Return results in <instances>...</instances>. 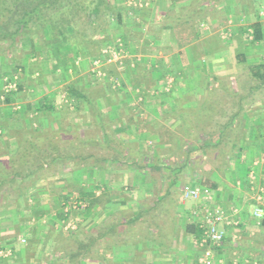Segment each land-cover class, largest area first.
Here are the masks:
<instances>
[{
  "label": "crops",
  "instance_id": "crops-1",
  "mask_svg": "<svg viewBox=\"0 0 264 264\" xmlns=\"http://www.w3.org/2000/svg\"><path fill=\"white\" fill-rule=\"evenodd\" d=\"M143 1L138 7L124 2L123 25L117 26L135 61L134 67L120 75L122 86H128L85 90L94 104L84 102V109L74 112L78 114L74 121L61 116L62 111L71 115V107L64 103L71 101L67 87L71 81L87 83L90 57H77L71 41L51 30L46 35L35 32L0 42V94L11 80L17 84L8 102L0 97V160L22 145L29 148V142L38 151H27L69 160L64 166L36 172L38 178L28 184L27 193L0 209V264H198L201 249L196 239L202 207L191 212L198 202L182 196V185H174L179 200L160 197L148 205L130 201L122 185L139 176L144 191L156 189L159 184L147 176L149 167H140L141 161H152L150 169H156L159 160L178 157L174 155L176 144H197L200 134L191 132L188 138L178 129L197 127L201 120L195 113L203 111L211 115L203 117L206 121L200 126H218L242 112L241 121L233 123L239 121L245 133L243 151L221 170L231 184L226 186L213 171L219 184L215 191L226 190L225 198L240 208L235 215L238 224L226 228L225 240L215 250V264H231L235 251L241 264L264 261L262 218L252 215L255 200L245 196L252 171L254 181L264 187V86L252 90L249 85L240 94L239 89L213 88L219 78L241 79L244 75L250 81L248 66L264 63V0ZM254 20L262 23L260 41H253L249 31ZM249 42L260 44V56L254 61ZM238 54L245 60L240 61ZM71 59L75 68H71ZM169 76L172 87L166 91L164 79ZM135 82L147 87L132 86ZM209 97L219 102L205 105L203 99ZM223 98L231 103H224ZM149 140L160 147L151 145L147 151L144 144ZM48 144L59 149L47 151ZM21 150L18 157L25 154ZM78 161L80 165L75 164ZM246 163L252 168L243 175L241 165ZM74 192H89L94 201L89 205L85 200L78 229L67 227L71 218H65L64 204ZM210 196L206 207L216 202L212 191ZM160 206L161 212L157 211ZM190 223L197 226L196 231L186 232ZM74 232L77 240L72 239ZM255 241H260L258 247Z\"/></svg>",
  "mask_w": 264,
  "mask_h": 264
},
{
  "label": "trees",
  "instance_id": "trees-1",
  "mask_svg": "<svg viewBox=\"0 0 264 264\" xmlns=\"http://www.w3.org/2000/svg\"><path fill=\"white\" fill-rule=\"evenodd\" d=\"M1 1L3 3L7 2V0ZM82 8L84 9L85 13V16L83 17L79 15V11ZM123 12V2L112 3L110 0H13L8 8H0V42L6 40L7 38H10L9 40L11 41H15L16 37H21L23 35H28L30 37L35 32L39 34L41 32L42 34L46 35L47 32L51 30L52 33H55V35L66 37L68 41H71V44L69 42V45L74 48L73 50L77 57L81 59L88 58L92 55H95L98 52V48H100V46L105 43V41L110 37V35L108 34H101L102 37L98 39H89L87 37V32L89 30L87 28L93 29V27L88 26L95 25V22L100 19H106L108 22L115 21L116 24L119 25L122 21ZM78 18L80 19V22ZM81 21H83L85 28L87 27V32H84L81 29L79 25L80 23H82ZM250 28L252 31L251 33L253 41H260L263 39L262 23L259 20L251 23ZM92 31L97 32L94 30ZM120 35L122 36V34ZM237 56L240 61L245 60L244 55L238 54ZM104 67L108 70L114 66L113 64H109L104 65ZM71 68H75L74 59H71ZM247 72L249 78L252 80L250 88L252 90L263 88L264 63L249 65ZM67 90L71 92V99L73 100L74 108H79L80 101L82 100L89 105L94 104V100L92 98H88V96L86 95L85 90L87 89L83 85H78L74 81H71V83L67 87ZM11 92L5 94V101L8 102L12 94L15 93ZM210 100L212 101V99L209 97V100H206L204 104L207 105L219 102L217 100H213L212 102H210ZM45 107H49V105ZM49 108L52 109V107ZM195 114L202 121H198L197 124H195V126L197 127H180L178 130L181 132L184 131V136H188V138L192 137L191 132L194 136L198 135L199 132H205L209 135H213L214 138L209 142L203 141V143L199 144L200 146H195L187 143V145H185V143L180 142L179 145L176 146V150L179 154V158H183L184 162L178 163L181 167L183 165L187 166L189 164L188 161L190 160V156L188 154L190 153V150L185 149L186 152L182 150H184L185 146L189 147L191 145V147L193 146V148L199 147L203 150L205 161H209L211 163L210 169H212V165H214L215 169H212L211 172H213V170H224L231 164L232 161H236L240 152L243 151L245 133L244 129L239 126V121H241L240 116H242L243 113L237 111L233 115H231L225 123H220L218 126H210L207 129L205 128V126H200V124H203L204 121H206L205 119L207 117H210L211 112L203 111ZM236 119H239V121L234 124L233 122ZM232 123L233 126L231 125ZM36 147L37 145L35 143L29 142V148L27 147V145H22L21 147H19V151L20 148L23 149L21 150V153L25 152L23 156L18 157L19 151L17 150L8 158L0 160V209L6 207V205L12 200H18L21 196H24L28 191L29 185L33 184L35 180H37L38 175H36V172L44 169L43 163H41V161L47 160L43 156L47 157V155L49 156V154H43L42 156V153H40L36 155L35 153H33L34 151H38ZM47 147V151H55V149H59V146H54V149L50 147V145H48ZM180 152H184V156L181 155ZM77 157L83 159L82 155L78 154ZM54 160L57 163L61 162L59 163V165L64 166V161L66 160V158L63 156L55 155V157H51V159L48 160L46 165H50L54 162ZM166 161L170 162V160ZM80 163L81 162L78 161L75 164L80 165ZM28 164H30L31 167H33L34 165V167L22 171V167L27 166ZM145 165L146 164L141 161L140 167L144 168ZM251 168V164L248 165L246 163L244 165H241L240 173L245 175L250 171ZM199 172H201L202 174V169H200ZM31 175L33 177H31ZM175 179L176 178L174 177L173 181H175ZM203 180L202 182L200 181V187L208 190H216L218 188L216 180ZM80 194L81 195L78 200L83 202H86L85 200H87L89 205L94 202L89 198V195H91V193L81 192ZM140 215L142 214L140 213ZM261 224L262 226H264V218H262ZM188 228L190 230L188 229L186 230V232H194L196 231L197 226L193 223H190ZM77 232H74L76 235H73L72 239L77 240ZM224 240L225 238L216 245V248H219ZM80 242L82 241H78L79 244ZM79 246L77 247V249H79ZM80 248H82V245L80 246Z\"/></svg>",
  "mask_w": 264,
  "mask_h": 264
},
{
  "label": "rangeland",
  "instance_id": "rangeland-1",
  "mask_svg": "<svg viewBox=\"0 0 264 264\" xmlns=\"http://www.w3.org/2000/svg\"><path fill=\"white\" fill-rule=\"evenodd\" d=\"M110 1L112 3H117V2L118 3L119 2H123L124 3L125 2L126 5L133 6V4H129V1L128 0H123V1L122 0H115V1L114 0H110ZM138 1L141 2L142 4L144 2L143 0H136V2H138ZM12 2H13V0H7L6 3H3L0 0V8H8ZM136 6L138 7V4ZM136 6H134V7H136ZM79 12H80L79 15L81 17L85 16L84 15L85 13H84V9L83 8ZM5 13H7V12H5ZM256 17H257V15H256ZM64 19H65V17H64ZM78 20L80 22V19L79 18H78ZM81 22L83 23V21H81ZM82 23L79 24L80 27H81V29L84 32L85 31L87 32V30H86L87 27L85 28L84 23H83V25H82ZM95 23H96L95 25H89L88 26V27H93V29L92 28H87L90 31V32L89 31L87 32V37L89 39H98V38L102 37L101 34H108V35H110V37L105 41V43H103L100 46V48H98V52L95 55H92L93 56V57L91 56L92 58L90 57L91 62L93 61L94 58H96V57H98L100 55L101 48L104 45H106L107 43H110V42L114 41V39L116 37H120V34L119 33L121 31H119V32L117 31L118 30L117 29L118 28L117 26H120L121 27L123 25V21H121L120 24L117 25L115 21L108 22L106 19H104V20L103 19H100V20H98ZM92 30L97 31V32H93ZM249 31H251V30H249ZM91 37H94V38H91ZM249 44H251L253 46V48H252L253 53L250 54L249 56L252 58V61H254L255 60L254 57L260 56L259 55L260 48L257 47V45H260V44L255 45V43H253V42H249ZM109 64H113L114 67H112V68H110V69L107 70V69H105L104 65H102L101 68H102L103 71H105L107 77H110V76L111 77H116L117 76V78H119V85L120 86L119 85H117L116 87L113 86L108 79H103V78L102 79H97V77L93 76L90 73L91 67L89 68V73L86 72L87 78L86 77L85 78H86L87 83L85 84L83 82L84 80L83 81H78V83H76V82L75 83L78 84V85H80V84L83 85L87 90L95 89L96 91H98L97 88H99V87H109V88L114 89V88H117V87H126V86H128V83L125 86H122V82H124V81H123V79H122V77L120 75L123 74V73H125V71L129 70L130 69V66L129 67L118 68L119 66L118 65H115L114 63H107L105 65H109ZM113 70H114V72H113ZM117 70L119 71V73L117 72ZM244 78H245L244 75H242V78L241 79H238V78L237 79H232V78H227V79L226 78L225 79L222 78L221 79V78H219L218 79L219 81H215V82L213 81L214 82L213 88H224L226 90H228V89H239L240 92H238V93L240 94V93H242L241 90L244 87H249V85L252 84V81L251 80L250 81L249 80L246 81ZM164 81H166L165 82V85H164L165 90L166 91L170 90V88L172 87L171 77L169 76L168 78H166V80L164 79ZM155 83H157V81ZM129 84L131 85V83H129ZM162 84H163V81H162ZM133 85H135V87H137L139 89H145L147 87L146 84L140 83V82L139 83L138 82L132 83V86ZM205 99L206 98L203 99L204 102H205ZM224 99L225 98L222 99V101L224 103H226L228 105L231 103L230 100L229 101L228 100L224 101ZM84 102L85 101H83V100L80 101L79 108H74L73 100L72 99H71V101L70 100H68V101L66 100L64 103L67 104V105H69V107H71V115L69 116L68 112L62 111L61 116L64 119H66V120H69L68 117H71V121H74V118L78 117V114H74V112L75 111L76 112H79L81 109H84L83 108L84 107ZM208 127H210V126H205L206 129ZM93 131H95V129ZM110 131H111V128H110ZM198 134H200V136L196 138V139L199 140L198 143L197 144L193 143L191 145L200 146L199 144L200 143H203V141H205V142L208 141L209 142V141H211V139L214 138L213 135H209V134H207L205 132H199ZM203 134H205V135H203ZM157 144L154 143V141H150L149 140L148 142H145L144 145H146V148H147V151H148V149L149 150L152 149L151 145H153L155 148H159L160 147V144H158V146H157ZM191 145L189 147H187V149L190 150V153L188 154L190 156L189 157L190 160L188 161L189 164L187 166H184V165L182 167L180 166L179 163L184 162V159L183 158H179L178 152H176L174 154V155H178V157H175V158L172 157L171 160H170V162L160 161L159 160V163L157 164V168L156 169H154V168H152V170L150 169L151 168V165H152L151 164L152 161L148 162L144 166V168H148L149 167V171H150L149 173L150 174L147 175V176H150L151 181L153 183L156 182V183L159 184V185L157 184L158 185L156 187L157 190L156 189H153L150 192H148L147 190L144 191L143 190V186H144V184H143V182H144L143 178H140L139 176H136L135 178H132V180L130 182L124 183V185H122V189H123V192H125V196L128 197V199L131 198L130 201H132V200H134V201H144L147 205H148V202L149 201L155 200L156 198H160V197H161V199H164V200L167 199V200H170V201L173 200L172 202H174V201L179 200L178 196L176 195L179 192L178 189L176 188L178 185H180V186L182 185L183 186L185 183H191V184H194V185L200 187V183L202 182L203 178H204V180L205 179L206 180L207 179H210V180L211 179H214L215 180L216 178L213 175V172H211L212 169H215L214 168V165H212L213 168L210 169V167H211L210 164L211 163L209 161H205L203 150L201 148H199V147L193 148V146L191 147ZM176 146H177V144L174 147H176ZM163 150H160V151H163ZM171 151H173V149H171ZM182 151L186 152L185 151V148ZM184 152L183 153L180 152V154L184 156ZM49 155L51 156V155H54V154H50L49 153ZM56 156H57V154H56ZM43 157L45 159H47V160L41 161V163H43V167H44V171L43 172L49 171V168H53L56 165H59V163H61V162L57 163L54 160L53 163H51V164L48 163L50 165H44V164H46L48 162L49 158L48 157H45V156H43ZM64 162L67 163V162H69V160H65ZM35 165H38V164H35ZM33 167H34V165H33ZM33 167H31V165L28 164L27 166L22 167L21 170L24 171V170L31 169ZM176 169H178L177 172H175ZM200 169H202V174H201V172H199ZM213 171H216V170H213ZM216 172L218 173L219 176L222 177V179H220V180L223 181V183H227V184H225L226 186L231 184V183H228L227 182V181H229L228 179H225L224 178V173L222 171H216ZM252 173L254 175H252L251 177L248 175L249 178H247V182H246L248 189L246 190L247 192L245 191V196H250L251 199L255 196L257 188L261 187L260 184H258L256 181H254L255 180L254 179L255 178L254 177L255 176V173L253 171H252ZM172 174H173V176H172ZM71 175H74L73 174V171H71ZM78 176H80V177H77V179H80L81 178L80 180H82L83 175L78 174ZM174 177L176 178L175 181H173L174 180ZM72 178L73 177H71V179ZM144 178H146V177H144ZM133 179H135L134 180L135 182L133 181ZM137 180H139V182H137ZM217 184H218V182H217ZM172 185L173 186L176 185V187L174 186V188H173ZM168 186H169V188L166 189V187H168ZM182 186H181V189H182ZM218 187H219V184H218ZM210 191H212L213 195H216L217 196L215 198L216 199V202L212 205L213 207L221 206L224 210H226L228 213L229 212L232 213L234 216L239 213L240 208L238 207L237 203L236 204L230 203L229 202L230 201V198H225V196H226L225 191L226 190H224L222 192H219V193L216 192L215 190H210ZM80 195L81 194L78 193V192H74L73 194L71 193V199L68 200V202L71 201V204H72V202L78 200V198L80 197ZM230 197H233V196L231 195ZM187 201H189V203H191V200H187ZM213 202H214V199H213ZM130 203H132V202H130ZM255 203H256V200H255L254 204ZM136 204H137V202H136ZM197 204L198 203H196L195 206H194V203H193V207H192V211L191 212H193V213L194 212H197V208L199 206ZM86 206L87 205L82 206V207H75V208L71 206V208L68 209V211L66 212L68 216H66L65 218H66V221H67L68 217L71 218V219L69 218L70 219L69 221H71V228L73 227L74 229H78L79 226L77 228H76V226L78 225L79 220L84 215V209H86L85 208ZM161 208L162 207L160 206L159 209H157V211H160ZM253 208H254V206L252 207L251 211L253 210ZM194 216L197 218L198 215H194ZM73 219H74V221H73ZM262 228H264V227H262ZM81 229H82V227H81ZM236 230H238V229H236ZM262 230H264V229H262ZM225 231H226V229H225ZM237 236H238L237 237L238 239L242 238L240 235H237ZM239 242H241V241L239 240ZM259 243H260V241H255L254 242L255 246H257V247L259 246ZM240 244H242V243H240ZM238 255H239V252L237 253L235 251L233 253V256H232V259H231V264H241V263L238 262V258H239ZM258 261H259L258 259L256 260V262L253 260L252 262L250 261L249 264H260V262H258ZM261 263L263 264L264 261L261 262Z\"/></svg>",
  "mask_w": 264,
  "mask_h": 264
},
{
  "label": "built area",
  "instance_id": "built-area-1",
  "mask_svg": "<svg viewBox=\"0 0 264 264\" xmlns=\"http://www.w3.org/2000/svg\"><path fill=\"white\" fill-rule=\"evenodd\" d=\"M129 4L136 6L141 5V2L136 0H128ZM264 13V9H263ZM130 60L127 61L126 59ZM107 63H114L118 65V68H123L126 65L128 67H134L135 61L132 56L127 52L124 47V41L121 37H116L114 41L107 43L101 48L100 55L93 59L91 62L90 73L97 77V79H108L113 86L119 85V78L107 77L105 71L102 70L101 66ZM120 86V85H119ZM17 84L15 80L8 82L3 89V93L0 94L1 99H4L6 93L15 91ZM258 190V191H257ZM256 194L253 197L256 200V204L252 210V215L258 219L264 218V188L263 186L257 188ZM182 196L185 199H192L199 203L200 208L202 207L201 220L199 221V236H197L196 243L200 247L201 251L197 258L198 264H215L216 259V245L219 244L225 238V229L238 224V219L232 214L228 213L221 206L206 207L205 201L210 200V191L208 189L198 187L191 183H185L182 186ZM203 203V204H201ZM201 204V205H200ZM65 212L72 207L85 206L83 201L77 200L64 204ZM198 206V208H199ZM197 208V210H198ZM196 213V212H194ZM67 227H71V221H67ZM24 240V239H21ZM2 251L0 250V254Z\"/></svg>",
  "mask_w": 264,
  "mask_h": 264
}]
</instances>
